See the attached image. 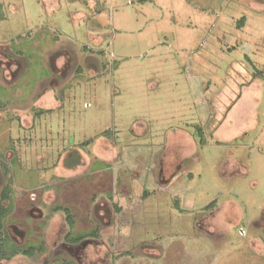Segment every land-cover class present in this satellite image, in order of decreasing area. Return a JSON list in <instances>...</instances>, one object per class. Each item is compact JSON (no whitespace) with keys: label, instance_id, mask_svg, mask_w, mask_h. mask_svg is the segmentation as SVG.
<instances>
[{"label":"rangeland","instance_id":"1","mask_svg":"<svg viewBox=\"0 0 264 264\" xmlns=\"http://www.w3.org/2000/svg\"><path fill=\"white\" fill-rule=\"evenodd\" d=\"M0 152V264H264V0H0Z\"/></svg>","mask_w":264,"mask_h":264},{"label":"trees","instance_id":"2","mask_svg":"<svg viewBox=\"0 0 264 264\" xmlns=\"http://www.w3.org/2000/svg\"><path fill=\"white\" fill-rule=\"evenodd\" d=\"M243 21V19H242ZM0 172H1V183H0V262L1 261H10L17 255L22 256H33L37 253H41L44 249L42 242L39 244L26 243V244H17L9 236L8 231L6 230V218L10 214L13 208V179L12 172L9 163L4 158L3 154L0 152ZM212 206L211 204L209 207ZM55 209L61 210L65 214L66 223L71 230L74 225V217L70 209L65 206H56ZM69 233L66 234V241L70 243H77L81 241L84 237L77 235L74 238H69ZM89 235H95V231ZM66 264V263H65ZM74 264V263H67Z\"/></svg>","mask_w":264,"mask_h":264},{"label":"flooded vegetation","instance_id":"3","mask_svg":"<svg viewBox=\"0 0 264 264\" xmlns=\"http://www.w3.org/2000/svg\"><path fill=\"white\" fill-rule=\"evenodd\" d=\"M32 195V197H33V195L34 194H30V196ZM30 199H34V198H30ZM6 230H7V227H6ZM8 231V230H7ZM8 233H9V231H8ZM9 236H10V233H9ZM10 238L12 239V237L10 236ZM13 240V239H12Z\"/></svg>","mask_w":264,"mask_h":264}]
</instances>
